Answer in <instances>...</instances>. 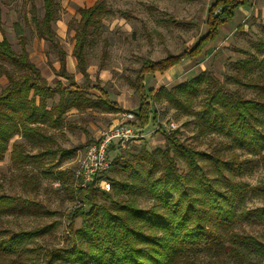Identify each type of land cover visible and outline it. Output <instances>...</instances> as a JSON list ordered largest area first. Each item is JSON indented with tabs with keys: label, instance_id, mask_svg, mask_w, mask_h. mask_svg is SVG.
<instances>
[{
	"label": "trees",
	"instance_id": "16d2710c",
	"mask_svg": "<svg viewBox=\"0 0 264 264\" xmlns=\"http://www.w3.org/2000/svg\"><path fill=\"white\" fill-rule=\"evenodd\" d=\"M248 5L251 0H214L206 19L208 31L193 47L170 52L157 60L143 57L134 79L140 96L134 113L141 124L150 120L153 106L149 93H154L153 98L165 96L176 109L194 114L201 132L215 133L225 140L205 151L183 142L174 131L167 134L164 148L150 150L142 146L135 152L120 153L108 170L119 173L111 177L112 191L95 185L76 188L88 209L76 207L64 245L39 246L38 250L29 247L28 242L50 232L51 225L20 229L8 235L0 229V253L9 258L32 253L38 264H264V231L247 228L264 224V177L253 185L242 179L251 169L254 157L264 168V41L257 44L258 54L236 62L244 80L236 76L234 79L253 89L254 97L244 96L213 73H199L156 91L145 85L147 74L164 73L184 59L200 55L205 45L217 37L220 26L233 18L239 7ZM43 7L40 17L36 5H32L31 20L38 36L58 51L61 65L57 74L68 84L59 79L51 85L31 60L20 21L14 25L20 52L8 38L0 39V59L19 71L18 75L6 71L9 83L0 90V161L5 159L11 141L21 136L24 142H15L11 151L12 162L17 166L48 156L54 158L58 153L66 158L75 153L74 149L54 147L56 139L50 133V129L64 125L69 110L119 109L103 87L93 85L100 92L98 99L93 100L87 86L91 82L87 48L108 10L107 0L79 8L73 55L85 77L84 85L67 69L66 51L53 27L57 1L43 0ZM196 100L201 102L198 110H194ZM118 146L114 144L112 149ZM29 147L37 152H29ZM242 153L247 155L242 157ZM67 173L59 170L56 176L65 179ZM250 195L258 196L263 204L248 206ZM100 197L104 201L100 202ZM141 198L150 203L142 205ZM47 212L39 201L0 194V217ZM76 217L83 221L75 229Z\"/></svg>",
	"mask_w": 264,
	"mask_h": 264
},
{
	"label": "rangeland",
	"instance_id": "374dc122",
	"mask_svg": "<svg viewBox=\"0 0 264 264\" xmlns=\"http://www.w3.org/2000/svg\"><path fill=\"white\" fill-rule=\"evenodd\" d=\"M57 11L53 27L60 44L66 51L67 69L76 81L84 85L85 77L78 69L73 55L75 28L79 22V8L91 6L96 0H56ZM214 0H107V12L102 23L91 35L87 48L88 73L90 84L89 97L93 100L100 95L93 85H100L117 103L119 109L106 111L97 108L69 110L61 128L50 129L56 139L54 147L74 149L75 153L66 158L61 153L54 158L44 157L39 161H30L22 166L14 165L11 159L12 146L15 142H24L21 136L11 141L5 159L0 161V194H13L39 201L48 211L46 214H5L0 217V229L6 235L20 229H33L51 225L50 232L29 241V247L36 248L62 246L69 234L70 216L76 207L88 209V205L78 197L74 182L75 171L86 148L100 137L102 131L119 121H126L129 113L137 111L140 96L136 92L134 79L142 64V58L154 60L165 57L168 53H179L193 47L200 37L208 31L206 19ZM35 4L38 16L44 14L43 0H0V39L8 38L15 50L21 51L19 37L15 31L16 21H20L27 40V49L31 60L40 68L51 85L65 78L57 74L61 62L58 51L51 43L38 36L31 20V7ZM264 41V0H251V5L241 6L233 18L223 23L217 37L207 43L203 52L186 58L177 66L164 73L156 72L145 77L146 88L155 91L165 85L168 88L196 76L199 73H213L246 97L256 95L253 89L239 84L234 77L244 80L243 72L236 68V62L250 54H258L257 44ZM10 71L15 75L19 71L8 61L0 59V90L6 87L9 79L5 74ZM149 93L153 111L147 124H141L137 118L136 128H143L139 137L133 138L115 149L110 155L114 159L122 152L131 153L142 146L150 150L164 148L167 134L176 132L183 142L200 150L211 151L225 138L210 132H201L194 114H188L173 107L165 98H153ZM56 95L54 100H58ZM52 103V100H49ZM200 100L194 102V110L200 108ZM156 117L154 118V115ZM175 122L176 127L169 128ZM136 148V149H135ZM35 153L36 149L28 148ZM247 154L242 153V157ZM251 162V169L242 177L253 184L264 177V168L256 161ZM182 170L186 166L178 158ZM59 170L67 171L65 179L57 177ZM111 177L119 176L112 170L105 173ZM112 191V185L111 190ZM81 201L80 205H77ZM99 201H104L101 197ZM142 205L150 201L141 198ZM85 203V204H84ZM248 206L263 204L256 195L248 196ZM82 217L74 219L73 227L82 225ZM252 232L264 231V224L247 225ZM9 258L0 253L1 264H38L36 255L27 253L22 257ZM64 264V263H56ZM66 264V263H65Z\"/></svg>",
	"mask_w": 264,
	"mask_h": 264
},
{
	"label": "built area",
	"instance_id": "2783aa9c",
	"mask_svg": "<svg viewBox=\"0 0 264 264\" xmlns=\"http://www.w3.org/2000/svg\"><path fill=\"white\" fill-rule=\"evenodd\" d=\"M126 121L114 123L108 129L102 131L95 142L90 144L85 154L80 160V165L75 171L74 182L76 188H86L95 185L102 190L110 191L111 182L104 176L112 167L113 158L110 155L112 145L124 144L129 140L139 137L142 131L134 126L135 113H129ZM177 125L175 122L169 123V128L173 129ZM82 202L79 201L77 205ZM85 204V203H84Z\"/></svg>",
	"mask_w": 264,
	"mask_h": 264
},
{
	"label": "crops",
	"instance_id": "0c3cea01",
	"mask_svg": "<svg viewBox=\"0 0 264 264\" xmlns=\"http://www.w3.org/2000/svg\"><path fill=\"white\" fill-rule=\"evenodd\" d=\"M209 43H210V42H209ZM179 64H180V63H179ZM177 65H178V64H177ZM177 65H175V66H177ZM175 66H174V67H175ZM172 68H173V67H172ZM170 69H171V68H170ZM165 72H166V71H165Z\"/></svg>",
	"mask_w": 264,
	"mask_h": 264
}]
</instances>
